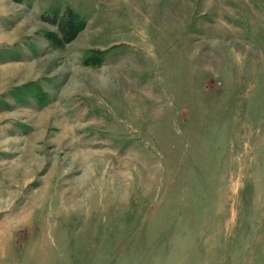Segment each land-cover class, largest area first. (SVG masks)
Here are the masks:
<instances>
[{"label":"rangeland","instance_id":"obj_1","mask_svg":"<svg viewBox=\"0 0 264 264\" xmlns=\"http://www.w3.org/2000/svg\"><path fill=\"white\" fill-rule=\"evenodd\" d=\"M0 264H264V0H0Z\"/></svg>","mask_w":264,"mask_h":264},{"label":"trees","instance_id":"obj_2","mask_svg":"<svg viewBox=\"0 0 264 264\" xmlns=\"http://www.w3.org/2000/svg\"><path fill=\"white\" fill-rule=\"evenodd\" d=\"M44 17L56 26V29L46 32V37L57 47H63L74 40L86 24L84 17L71 7L63 11L57 9L52 13L44 14Z\"/></svg>","mask_w":264,"mask_h":264}]
</instances>
